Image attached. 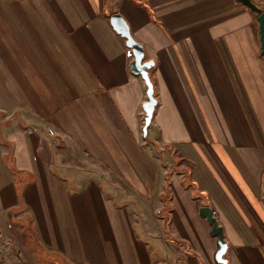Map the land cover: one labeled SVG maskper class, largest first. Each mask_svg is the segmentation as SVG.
<instances>
[{
    "label": "crops",
    "instance_id": "obj_1",
    "mask_svg": "<svg viewBox=\"0 0 264 264\" xmlns=\"http://www.w3.org/2000/svg\"><path fill=\"white\" fill-rule=\"evenodd\" d=\"M258 33L237 0H0V264H218L202 207L264 264Z\"/></svg>",
    "mask_w": 264,
    "mask_h": 264
},
{
    "label": "water",
    "instance_id": "obj_2",
    "mask_svg": "<svg viewBox=\"0 0 264 264\" xmlns=\"http://www.w3.org/2000/svg\"><path fill=\"white\" fill-rule=\"evenodd\" d=\"M245 5L249 10L257 15V22L259 25V41L261 44V55L264 56V8L259 7L252 0H237ZM110 23L113 29L126 40V46L131 50L133 55V61L131 62V72L140 74L147 86V98L148 100L143 104V110L145 112V122L143 132L147 135V128L151 123L153 112L156 106V99L154 98L153 84L150 81L148 75V69L153 65V62L143 61V46L136 42L131 33L128 24L119 14H113L110 17ZM200 215L207 219V222L212 226L211 235L218 237V250L216 252V262L218 264H227L224 258L227 253L228 245L224 240V234L222 228L218 225L216 218L213 216V212L209 207H202L200 209Z\"/></svg>",
    "mask_w": 264,
    "mask_h": 264
},
{
    "label": "trees",
    "instance_id": "obj_3",
    "mask_svg": "<svg viewBox=\"0 0 264 264\" xmlns=\"http://www.w3.org/2000/svg\"><path fill=\"white\" fill-rule=\"evenodd\" d=\"M162 198H163L165 206L162 210H159L156 212V215L160 218L171 209V207L169 206V203H168V200H169L168 193L166 195H163ZM165 218H166V221L168 222V217H165ZM167 222H165V225L167 224Z\"/></svg>",
    "mask_w": 264,
    "mask_h": 264
},
{
    "label": "built area",
    "instance_id": "obj_4",
    "mask_svg": "<svg viewBox=\"0 0 264 264\" xmlns=\"http://www.w3.org/2000/svg\"><path fill=\"white\" fill-rule=\"evenodd\" d=\"M126 56H127L128 58H132V57H133L131 50H127V51H126ZM49 132H50V133H53V132L50 131V130H49Z\"/></svg>",
    "mask_w": 264,
    "mask_h": 264
},
{
    "label": "rangeland",
    "instance_id": "obj_5",
    "mask_svg": "<svg viewBox=\"0 0 264 264\" xmlns=\"http://www.w3.org/2000/svg\"><path fill=\"white\" fill-rule=\"evenodd\" d=\"M128 50H130V49H128Z\"/></svg>",
    "mask_w": 264,
    "mask_h": 264
}]
</instances>
